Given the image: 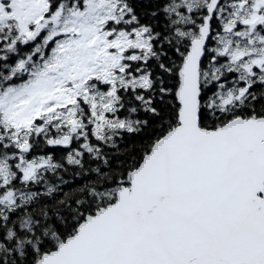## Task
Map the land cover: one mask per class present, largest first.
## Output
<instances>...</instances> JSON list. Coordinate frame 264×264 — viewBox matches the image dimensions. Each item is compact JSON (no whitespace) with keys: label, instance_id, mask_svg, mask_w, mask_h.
I'll use <instances>...</instances> for the list:
<instances>
[{"label":"snow or ice","instance_id":"1","mask_svg":"<svg viewBox=\"0 0 264 264\" xmlns=\"http://www.w3.org/2000/svg\"><path fill=\"white\" fill-rule=\"evenodd\" d=\"M0 264H264V0H0Z\"/></svg>","mask_w":264,"mask_h":264}]
</instances>
